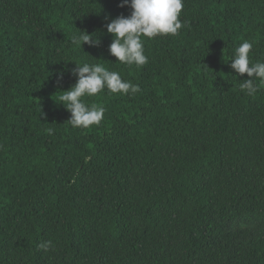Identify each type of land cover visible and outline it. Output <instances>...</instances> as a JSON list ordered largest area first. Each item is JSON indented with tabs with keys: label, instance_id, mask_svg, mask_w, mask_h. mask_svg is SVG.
Masks as SVG:
<instances>
[{
	"label": "trees",
	"instance_id": "trees-1",
	"mask_svg": "<svg viewBox=\"0 0 264 264\" xmlns=\"http://www.w3.org/2000/svg\"><path fill=\"white\" fill-rule=\"evenodd\" d=\"M121 2L0 0V264H264V83L230 67L245 40L264 62V0H184L141 68L108 50ZM69 60L141 91L85 97L105 118L73 128Z\"/></svg>",
	"mask_w": 264,
	"mask_h": 264
},
{
	"label": "clouds",
	"instance_id": "clouds-1",
	"mask_svg": "<svg viewBox=\"0 0 264 264\" xmlns=\"http://www.w3.org/2000/svg\"><path fill=\"white\" fill-rule=\"evenodd\" d=\"M130 7L131 14L120 15L106 24L107 33L113 36L109 45V53L117 61L128 66L141 68L148 63L145 55V41L157 37L178 36L185 26L181 19L184 0H122L119 7ZM71 42L82 48V44L98 46V36L80 32L74 35ZM254 41H243L235 50L230 67L239 75L247 74L249 79L240 83L239 87L246 95H254L258 88L255 80L264 83V62L252 63L250 53ZM75 62V67L67 69L76 77V83L58 98L70 113L67 121L73 128L90 129L99 126L105 118L106 108L95 103L89 105L85 97H96L107 90L112 94L135 96L141 91L138 84L124 80L117 71H110L102 64ZM64 72L57 75V83L63 80ZM38 248L47 252L54 248L52 241H44Z\"/></svg>",
	"mask_w": 264,
	"mask_h": 264
}]
</instances>
